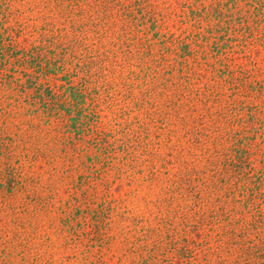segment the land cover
I'll return each instance as SVG.
<instances>
[{
  "label": "rangeland",
  "instance_id": "rangeland-1",
  "mask_svg": "<svg viewBox=\"0 0 264 264\" xmlns=\"http://www.w3.org/2000/svg\"><path fill=\"white\" fill-rule=\"evenodd\" d=\"M0 35L42 46L0 56V264L261 263L264 0H0Z\"/></svg>",
  "mask_w": 264,
  "mask_h": 264
},
{
  "label": "trees",
  "instance_id": "trees-1",
  "mask_svg": "<svg viewBox=\"0 0 264 264\" xmlns=\"http://www.w3.org/2000/svg\"><path fill=\"white\" fill-rule=\"evenodd\" d=\"M1 39L2 38H1V35H0V40ZM3 43H5V42L0 41V56L4 55L3 52H5V53L7 52V55H12V54L15 55V59L14 60L21 61L20 64L28 62L29 64L35 63L37 68L42 66V64H41V61H42L41 57L42 56L39 55L40 54V47H42V46L38 45V47H39V51H38L37 50L38 49L37 45H32V46H29L27 49H24V48H16L9 41H7L6 45H4ZM44 60H45V58H44ZM45 63L48 64L49 61L46 59ZM29 66H31V65H29ZM49 67H50V65L47 66V68H49ZM26 77H30V73L26 72ZM75 112H76V114L79 113L77 118H80L81 117L80 112L79 111H75ZM68 114H70V116H72L70 112ZM260 264H264V259L261 261Z\"/></svg>",
  "mask_w": 264,
  "mask_h": 264
}]
</instances>
